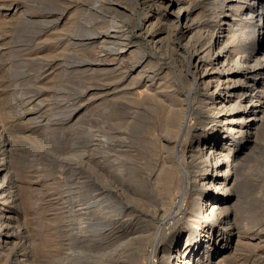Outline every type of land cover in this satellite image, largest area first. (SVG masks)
Returning a JSON list of instances; mask_svg holds the SVG:
<instances>
[{"label":"rangeland","instance_id":"374dc122","mask_svg":"<svg viewBox=\"0 0 264 264\" xmlns=\"http://www.w3.org/2000/svg\"><path fill=\"white\" fill-rule=\"evenodd\" d=\"M116 1L120 2L119 6L113 3L115 0H0V122L7 127L5 130L13 141L9 160L16 172L17 193L22 202L18 223L26 232L19 264H148L153 242L161 238V242L171 241V233L165 237L162 230L171 232L185 226L175 223L169 227L160 203L150 202L138 192L140 183L137 181L140 182L142 175L155 177L171 161L177 164L179 153V156H187L189 140L185 135L178 136L179 130L169 132L170 126L165 125L167 120L161 110L154 113L153 118L152 110L138 109L134 101L139 96V100L147 96L150 83L132 80L135 73L132 74L131 64L140 57L134 53L131 57L117 56L119 46L109 42L111 36L126 37V42L130 41L127 49H139L146 59L150 57L152 67L157 69L155 73L168 74L165 81L170 86L169 93L183 94L181 98L187 104L193 103L195 109L201 106L200 90L197 92L190 85L187 70L179 68L183 54L167 43L156 49L136 41L139 21L150 9L145 5L147 0ZM188 4L200 26L206 31L212 30L222 0H188ZM81 10L88 15L91 32L87 34H92L89 36L94 39L90 47L76 50L72 42L73 17L74 11L81 14ZM250 29L253 30V26ZM235 33L238 36L232 45L237 46L242 35L248 38L244 29ZM17 68L22 73L19 76H15ZM104 83L111 89L107 90ZM107 91L109 95L105 94ZM123 95L126 96L123 98ZM127 95L134 101L126 98ZM184 111L189 115V111ZM176 140H180L178 150H175ZM259 146L262 150L263 146ZM261 150L255 154L260 157L253 159L254 162L244 163L240 177L245 182L250 181L254 190L259 189L263 177L264 148ZM178 168L180 174L179 165ZM176 182L175 185L179 184ZM249 185L245 188L249 189ZM183 188L173 187L172 202L180 198ZM213 222L216 227L217 223ZM260 251L248 246L242 251L240 262L228 264L261 263L257 262L263 255ZM137 254L139 260L135 258Z\"/></svg>","mask_w":264,"mask_h":264},{"label":"bare ground","instance_id":"6f19581e","mask_svg":"<svg viewBox=\"0 0 264 264\" xmlns=\"http://www.w3.org/2000/svg\"><path fill=\"white\" fill-rule=\"evenodd\" d=\"M115 2L117 1L115 0ZM115 2L113 3L119 6L120 2ZM145 5L150 9L148 8V13L143 14L145 17H142L139 21L136 29V41L156 49L167 43L180 54H183V61L179 68L187 70L189 77H191V81L189 80L191 82L190 85L192 84L197 92L200 90L198 95L201 101L200 108H196V110L193 103H185L184 99L181 98L183 94L176 93L175 95L169 93L170 86L165 81L167 73H155L157 69L152 67V60L150 57L146 59L145 56L141 55V50H130V47L127 49L126 47H128L130 41L126 42V37L122 38V36L115 37L110 35L112 40L107 41L119 46V49L116 48L117 53L115 52L117 56L125 58V55L136 54L135 56L140 57L134 65L131 64L133 67L132 74L135 73L133 76L131 75L132 80H142L141 82H145L146 84L150 83L147 85L148 90L146 89L148 93L145 92L147 96L144 99L141 96L143 100H139L140 96L135 101L132 99L139 106L138 109L140 108L147 112L148 110H152V117L154 113L158 114V111L161 110L165 115L164 119L168 122L165 125L168 124L167 127L170 126V128L168 127L169 132L173 134L179 130L177 132L179 133L178 136L185 135L189 140L187 156H179L180 153L178 156L176 155L177 164L180 166V174L177 171L179 169L178 165L174 161H171L167 168L163 170L158 169V171H161L155 177L152 178L151 175L143 177L142 175L140 182L137 181V183H140L137 188L139 189L138 192H141L150 202L153 200L154 203H160V207L162 206L161 210L166 215V218H164L165 222L169 224V227H171V224L173 227L175 223L185 225L184 228L172 230L171 232L168 229L169 233L166 232L168 231L166 229V231L162 230V234H166L165 237H168L171 233V241L169 242L167 239L161 242L163 240L161 238L158 242H153L154 244L151 246L152 256L148 264L238 263L242 260L240 258L243 256L242 251L244 248H248V246L260 248V254L262 252L263 255L259 256L260 258L257 262L261 261L258 264H264V168L261 167L262 165L258 166L261 167L263 172V174L261 172L262 178L257 174V177L261 178L258 190L251 188L250 181L248 183L245 182V179H240L244 163L246 161L247 163L248 161L251 162V160L253 161V159L255 160L260 157V154L258 156L255 155L261 150V146L259 145H262L264 148V143H261V141L264 142V0H222V5L219 7L220 9L218 8L219 13L217 18L215 16L217 19L216 23L210 31H206L202 27L203 25L200 26L201 24L196 15H191L188 0H147ZM81 11L83 13L84 10ZM82 13L74 11L73 41H71L76 50L80 47L89 46L94 39L90 37L92 34H87L91 32L90 25L88 26L90 22L87 18L88 15L85 12ZM34 22L36 23V21ZM113 22L115 23V21ZM117 25V28H119V24ZM252 26L253 30L250 29ZM240 28L247 31L248 38H243L242 35L240 43L237 46L232 45L238 36L235 32ZM246 28L249 29L245 30ZM113 30L116 29L114 28ZM114 35H117V33H114ZM84 57L82 58L84 59ZM107 69L109 70V68ZM19 74L20 71L17 68L15 76H19ZM128 80L130 81L131 79ZM132 80L130 81L131 83H133ZM108 83L106 85L104 83L107 90L111 89L110 83ZM123 86L125 85L123 84ZM107 93L108 91L105 94ZM124 96L126 95H123V98ZM126 98H128V95ZM185 109L187 112L189 111V115L184 111ZM196 111L197 115L193 116ZM162 125L164 126V124ZM6 128L0 122V264H5L8 261L11 264H19L22 253L20 250L23 249L24 238H26L24 233L26 232L23 231L20 223H18V214L21 210L22 202L17 193L19 189L16 185V172L9 160L13 141L8 136ZM163 129L165 130V128ZM160 131L162 130L160 129ZM179 142L180 140H176L175 150L176 148L178 150ZM259 147L260 150H258ZM174 164L177 165L178 169H176ZM255 172L252 173L253 177L256 176ZM134 180L136 179L132 181ZM175 181H177L176 184H179L175 185ZM174 185L176 186V190L184 186L182 191L179 192L181 195L176 202H172L171 200ZM245 185H249V189L245 188ZM175 192L174 194L176 195ZM197 204L199 208H197ZM140 205L138 204L137 206ZM141 208L142 206L139 209L141 210ZM74 212L76 213V211ZM213 220L217 223L216 227ZM22 239L23 242L21 243ZM9 250H14V252L11 254ZM138 254L135 255L137 260H139ZM213 259H215V262L211 261Z\"/></svg>","mask_w":264,"mask_h":264}]
</instances>
